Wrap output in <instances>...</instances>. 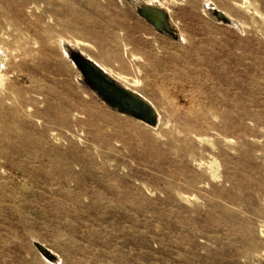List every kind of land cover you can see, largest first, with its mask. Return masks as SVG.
Returning <instances> with one entry per match:
<instances>
[{
	"label": "rangeland",
	"instance_id": "1",
	"mask_svg": "<svg viewBox=\"0 0 264 264\" xmlns=\"http://www.w3.org/2000/svg\"><path fill=\"white\" fill-rule=\"evenodd\" d=\"M50 1L0 29V264H264V0H160L174 37L148 0ZM73 53L158 125L106 105Z\"/></svg>",
	"mask_w": 264,
	"mask_h": 264
},
{
	"label": "water",
	"instance_id": "2",
	"mask_svg": "<svg viewBox=\"0 0 264 264\" xmlns=\"http://www.w3.org/2000/svg\"><path fill=\"white\" fill-rule=\"evenodd\" d=\"M162 12L163 10L153 6H148V10L146 11L142 10V8L138 9V13L152 24H157V22L163 19ZM214 16L225 23L231 22L220 11L215 10ZM168 34L170 33L168 32ZM170 35L175 36L173 34ZM72 58L87 84L97 93L103 102L118 112L142 120L148 125L153 126L156 124V112L149 102L117 83L105 71L90 61L89 58H82L78 53H73ZM36 247L45 257H51L49 251L40 243H36ZM52 256V259H54L53 253Z\"/></svg>",
	"mask_w": 264,
	"mask_h": 264
},
{
	"label": "bare ground",
	"instance_id": "3",
	"mask_svg": "<svg viewBox=\"0 0 264 264\" xmlns=\"http://www.w3.org/2000/svg\"><path fill=\"white\" fill-rule=\"evenodd\" d=\"M13 1V2H12ZM128 2H133L134 0H127ZM42 2V3H41ZM41 2L39 0H18V1H15V0H0V29L3 30V28H7L9 31H12V30H18V22L16 21V19L13 17V13H16L20 10H22V8L24 7H27L28 5H33L32 7L34 9H38L40 8L41 11L40 13L42 14V16H47V17H51L55 14V11H52L51 9V1L50 0H41ZM31 3V4H30ZM148 6H153V7H156V8H159L161 10H163L162 12V15H163V19L160 20L159 22H157V24H152L150 22H148L144 17H142L139 13H138V9L139 8H142V10H148ZM31 7V8H32ZM218 9V8H217ZM135 12L137 13L138 17L147 25L149 26L151 29H153L155 32L157 33H160V34H163V35H170V34H173L175 36H179V31H178V28L176 27V25L174 24V20H173V17H172V14H171V11L168 7H166L160 0H148L146 2H140L138 1L137 2V6L135 8ZM217 11H220L221 13H224L227 18H229V20L231 21V16L229 14H227L225 11L223 12V10H217ZM218 21H221L223 23H225L224 21L222 20H219L217 19ZM232 22V21H231ZM230 22V23H231ZM230 23H226V24H230ZM55 25H58V26H64L66 28L69 27V25L63 23L62 21H57L55 23ZM74 27L77 26V23L74 22ZM155 25V26H154ZM70 26H72V24H70ZM28 27V25L26 24V28ZM168 32L170 34H168ZM181 34V33H180ZM172 36V35H170ZM181 36V35H180ZM184 38V37H183ZM63 42V41H62ZM63 45V43H61ZM65 45V44H64ZM63 49V47H62ZM125 49V48H124ZM134 51L136 52V49H134ZM2 51L0 50V76L2 74V70L3 68H6V63H4L3 59H2ZM109 52V51H108ZM107 53V52H106ZM68 55V54H65V56ZM99 57H101V54H99ZM138 58V57H136ZM89 60L92 61L94 64H96L99 68H101L103 71L106 72L107 75H109L113 80H115L117 83H119L120 85H122L123 87H125L126 89L132 91L135 95H138L140 97H142L143 99H145L147 102H149L155 112H156V124L151 126L152 128L153 127H156L159 123V118H160V114H159V111L157 110L156 106L154 105V103L149 100L146 96H144L142 93H140L138 90H135L125 84H122L120 82H118L113 76L112 74L110 73V71H108L106 69V67L101 63V61H99V59L93 57V56H90L89 57ZM148 69V68H147ZM24 77V76H22ZM25 78V77H24ZM1 79V78H0ZM135 85V84H134ZM96 93V92H95ZM97 94V93H96ZM100 98V97H99ZM101 99V98H100ZM102 100V99H101ZM103 101V100H102ZM105 103V102H104ZM106 104V103H105ZM107 105V104H106ZM109 106V105H108ZM111 107V106H109ZM112 108V107H111ZM114 109V108H112ZM116 110V109H115ZM121 113V112H119ZM121 114H124V113H121ZM124 115H127V114H124ZM129 116V115H127ZM132 117V116H130ZM134 118V117H132ZM136 119V118H134ZM138 121H141L143 122L145 125H148L146 124L144 121L142 120H139V119H136ZM36 243H39V242H36ZM36 243H35V246H36ZM41 244V243H40ZM43 247H45L43 244H41ZM37 248V247H36ZM48 251H49V254H51V257L49 256V258L45 257L41 251L40 253L48 260L50 261H55L52 259V251L50 249H48L47 247H45ZM38 249V248H37ZM39 250V249H38ZM53 255L55 256V254L53 253ZM44 258V259H45Z\"/></svg>",
	"mask_w": 264,
	"mask_h": 264
}]
</instances>
